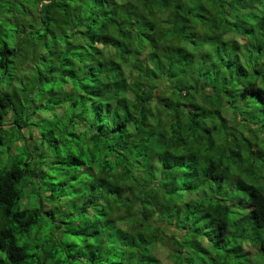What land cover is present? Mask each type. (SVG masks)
I'll list each match as a JSON object with an SVG mask.
<instances>
[{
    "label": "trees",
    "instance_id": "16d2710c",
    "mask_svg": "<svg viewBox=\"0 0 264 264\" xmlns=\"http://www.w3.org/2000/svg\"><path fill=\"white\" fill-rule=\"evenodd\" d=\"M0 264H264V0H0Z\"/></svg>",
    "mask_w": 264,
    "mask_h": 264
},
{
    "label": "rangeland",
    "instance_id": "374dc122",
    "mask_svg": "<svg viewBox=\"0 0 264 264\" xmlns=\"http://www.w3.org/2000/svg\"><path fill=\"white\" fill-rule=\"evenodd\" d=\"M162 256H163V258H166L167 257L165 253Z\"/></svg>",
    "mask_w": 264,
    "mask_h": 264
}]
</instances>
